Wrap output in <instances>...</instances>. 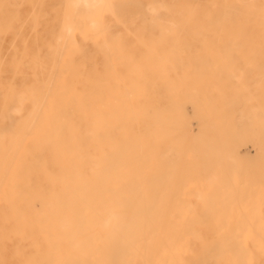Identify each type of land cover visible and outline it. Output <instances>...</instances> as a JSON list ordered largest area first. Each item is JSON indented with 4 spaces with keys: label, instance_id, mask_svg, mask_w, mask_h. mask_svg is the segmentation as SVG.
Here are the masks:
<instances>
[{
    "label": "bare ground",
    "instance_id": "1",
    "mask_svg": "<svg viewBox=\"0 0 264 264\" xmlns=\"http://www.w3.org/2000/svg\"><path fill=\"white\" fill-rule=\"evenodd\" d=\"M108 2L66 0L52 64L35 63L33 85L19 90L10 83L0 99L21 114L15 130L0 135V244L15 245L13 260L0 255V264H264V212L246 227L249 234L234 232L242 241L231 249L218 239L234 235L232 214L182 208L190 203L176 201L180 178L163 169L167 182L175 178L178 185L160 203L175 206L168 213L181 221L166 225L162 211L157 226L152 181L157 164H167L158 148L177 155L171 160L179 166L182 149L196 152L184 104L217 85L191 67H208L220 49L264 50V0H152V28L141 24L123 33L110 31L120 17ZM140 16L136 11L121 21ZM95 48L106 55L102 62ZM30 51L25 42L21 56ZM79 53L83 58L75 60ZM170 69L180 72L173 77ZM241 110L232 105L225 115ZM200 217L203 227L195 224Z\"/></svg>",
    "mask_w": 264,
    "mask_h": 264
},
{
    "label": "rangeland",
    "instance_id": "2",
    "mask_svg": "<svg viewBox=\"0 0 264 264\" xmlns=\"http://www.w3.org/2000/svg\"><path fill=\"white\" fill-rule=\"evenodd\" d=\"M151 1L109 0V11L120 17V20L111 21L110 31L123 33L141 24L152 28L153 24L149 18ZM241 1L242 3L247 2V0ZM65 3L66 0H0V99L10 83L19 90H26L33 85L32 81L38 78L34 75L32 68L35 63L44 61L47 66L52 64L54 47L52 44L63 27L61 22L66 15L62 13ZM136 11L141 15L139 19L134 22L121 21L122 18ZM159 13L162 16L167 15L164 9ZM71 16L73 17V14L70 13L67 18ZM104 16L114 17L109 13H105ZM77 39L80 41L79 35ZM127 39L130 44L133 43L132 37ZM25 42L31 47V51L28 56L23 57L20 50ZM90 47V42H86L84 49ZM95 50L96 48L93 51L95 59L102 62L106 55ZM229 54L233 55L234 59L225 58ZM252 54H256L257 57L247 64ZM74 58L80 60L83 56L79 53V55L75 54ZM212 59L208 67L202 66L200 69L191 67L190 69L193 75L201 72L202 76L209 78L217 85L213 87L210 84L202 90L195 91L197 102L189 101L184 104L191 139L196 147L195 154L191 152L192 149H182L184 164L179 166L171 160L177 155L174 153L171 155L169 151H164L163 147L157 149L158 154L163 150L160 153L161 158L166 160L167 164L162 166L158 163L156 170L152 173L158 199L154 210L157 226H159L162 211L166 225L174 226L181 221V218L177 221L178 218L173 213H168L175 206H162L160 203V199L166 196V189H174L178 185L175 178L167 182L160 173L162 169L173 171L180 178L178 188L180 196L176 201L181 202L183 198H186L185 201L190 203L182 208L191 209L198 206L202 212H215L218 217L223 216L225 211L232 214L230 225L234 229L232 230L234 235L218 240L227 242L231 249H237L242 239L234 232L245 228L243 233H247L246 227L257 224L258 212H264V149L260 148V145H264V129H262L264 123V50L228 53L220 49L212 53ZM232 64L234 66L231 67ZM22 67H24V72L18 75L17 72ZM169 71L173 77L177 71L180 72L179 69ZM242 81L248 86L245 90L240 88L239 82ZM81 84L78 83V87ZM202 94H206L207 98L203 100ZM248 97L251 99L248 100ZM200 102L201 105L196 111L195 104ZM216 105H218L217 113L209 114ZM232 105L242 110L231 118L225 114ZM13 106L15 105L10 102L6 104L0 102V120L4 119L0 122V135L15 130L14 122L21 114ZM157 115H161L160 111ZM173 118L174 116L171 118L172 126L175 124ZM170 134L174 136V128ZM245 152L246 155H244ZM202 202L208 203L204 205ZM195 224L203 227L204 218L200 217ZM204 237L211 240L213 234L207 232ZM14 249V244L5 241L4 244H0V255L5 256L7 262H10L13 260Z\"/></svg>",
    "mask_w": 264,
    "mask_h": 264
}]
</instances>
